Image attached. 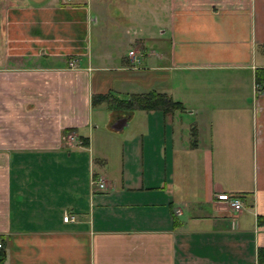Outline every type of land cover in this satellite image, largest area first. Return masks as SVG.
Returning <instances> with one entry per match:
<instances>
[{"label":"crops","instance_id":"1","mask_svg":"<svg viewBox=\"0 0 264 264\" xmlns=\"http://www.w3.org/2000/svg\"><path fill=\"white\" fill-rule=\"evenodd\" d=\"M8 2L0 14L6 264H261L264 0ZM110 26L119 42L104 34L100 46L95 30ZM150 91L185 109L127 114L94 102ZM97 111H107V128L127 118L117 167L110 146L104 159L93 153ZM220 192L241 195L243 209L216 200Z\"/></svg>","mask_w":264,"mask_h":264},{"label":"trees","instance_id":"2","mask_svg":"<svg viewBox=\"0 0 264 264\" xmlns=\"http://www.w3.org/2000/svg\"><path fill=\"white\" fill-rule=\"evenodd\" d=\"M94 102H105L111 110L115 111V113L126 111L127 114L140 109L149 110L163 108L165 112H171L175 109H185V106L180 101L174 100L168 94L156 91L140 94H128L126 96H120L117 93L109 92L107 94L96 95L94 97ZM239 196L242 198L241 195ZM0 241V264H6V244L5 239L1 235ZM258 262L264 264V247H260L258 249Z\"/></svg>","mask_w":264,"mask_h":264},{"label":"rangeland","instance_id":"3","mask_svg":"<svg viewBox=\"0 0 264 264\" xmlns=\"http://www.w3.org/2000/svg\"><path fill=\"white\" fill-rule=\"evenodd\" d=\"M8 1H15L16 3H19L21 5H25L28 2H31V0H0V14H1L2 9L7 5V3H9ZM2 23H3V19L0 16V25H2ZM146 26L147 27L149 26L148 21H147V25ZM111 27L112 26H110L109 28H111ZM149 29H150V27H148L147 30H149ZM107 31H108V28L107 27L104 28L102 30V32L100 31L101 33H99L97 30H95V33L97 35L100 34V36H102V38L99 40L101 42L100 46L105 44L104 41H105V37L107 35H108V40H107L108 43L107 44L114 45V43L119 42V39H120L119 30H116V28L115 29L111 28V32L110 33H108ZM120 33H121V31H120ZM104 34L106 35L105 37H103ZM127 42H129V41H127ZM130 45H131V43H129V44H123L122 46H120V48L118 49L119 54L121 56L124 55V54H128ZM106 112L107 111H103L102 113H100V111H97L95 113V117H97V121L96 122H98V124H99L100 127H99V129L95 130V135H94L95 136V139H94V150H96V152H93V153L95 155V158L97 160H99V159L102 158V155H101L102 148L104 146H106V147L107 146L108 147L110 146V148H113V149L111 150L110 154L107 153L109 155V157H110V159L108 160V163L114 167V166H116V164L118 163V160H119V155H118L119 148L116 147L114 144L115 143L116 144L119 143V141L121 139V134L122 133L120 131H118V130L113 129V128L103 127L104 121L103 120L101 121V118H100L101 115L100 114H102V116L105 119V116H107V113ZM182 115L184 116L185 122H189L191 124V128H192L194 126V123L193 122L196 119H194V117H189L187 113H182ZM182 115H181L180 112H176V117H177L176 119L178 120V118H180V120H181L183 118ZM134 124L136 125V123H134ZM132 128H134V125L131 127V130L126 133L127 136L132 131ZM138 129H141V127H139ZM189 130L191 131L192 129H189ZM106 142H107V144L106 145H103ZM103 149L105 151V147ZM102 159H104V156H103ZM216 200H218L217 197H216ZM230 207L232 208L231 205H230Z\"/></svg>","mask_w":264,"mask_h":264},{"label":"built area","instance_id":"4","mask_svg":"<svg viewBox=\"0 0 264 264\" xmlns=\"http://www.w3.org/2000/svg\"><path fill=\"white\" fill-rule=\"evenodd\" d=\"M130 56L133 58L134 61L137 60V58L135 57L134 51L130 52ZM69 67L71 69H77L78 68V61L75 59L70 61ZM257 88L260 89L259 85H257ZM262 90L264 91V87L262 88ZM93 183L95 186H99L100 188L106 187L104 180H96L95 179ZM216 197H217L218 201H222V202H225V203L231 205L232 209L235 212H240L243 209V205H244L243 200L237 194L220 192L216 195ZM64 221L73 222V221H75V216H73L71 214H67L64 216ZM0 247H1V241H0Z\"/></svg>","mask_w":264,"mask_h":264},{"label":"water","instance_id":"5","mask_svg":"<svg viewBox=\"0 0 264 264\" xmlns=\"http://www.w3.org/2000/svg\"><path fill=\"white\" fill-rule=\"evenodd\" d=\"M127 124V118H121L119 119L117 122H115V124H113V128L115 130H122Z\"/></svg>","mask_w":264,"mask_h":264}]
</instances>
